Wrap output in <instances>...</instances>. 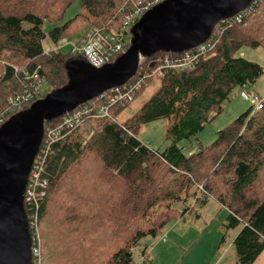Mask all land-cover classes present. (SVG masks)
<instances>
[{"label": "trees", "instance_id": "trees-1", "mask_svg": "<svg viewBox=\"0 0 264 264\" xmlns=\"http://www.w3.org/2000/svg\"><path fill=\"white\" fill-rule=\"evenodd\" d=\"M74 1L0 0V116L7 114L9 98L31 89L30 73L35 70L42 77L39 97L45 89L48 93L67 83L66 64L81 58L46 48L63 38H81L96 27L123 36L125 51V18L161 0H79V12L63 21ZM250 7L240 21L218 24L219 33L213 31L202 44L215 45L201 52L195 65L163 68L132 93L131 101L109 108L105 117L85 119V130H80L81 123L53 147L42 176L47 184L37 218L44 264H144L146 244L140 247V258L135 256L139 242L183 217L186 209L173 203L184 205L188 197L200 206L215 200L224 207L226 227H239L232 241L237 263L256 261L264 250V100L260 112L251 105L197 153L186 156L179 146L221 113L235 87L246 88L263 75L260 65L240 53L243 48H264V0H253ZM45 24L50 25L47 31ZM196 48L141 56L129 82ZM155 78L153 95L128 119L117 121L119 112ZM89 102L95 103V111L105 104L96 98ZM63 117L47 120L44 131L58 126ZM161 119L170 122V145L151 150L137 133ZM191 187L195 192L189 193ZM162 201H167L165 210L153 216L150 210Z\"/></svg>", "mask_w": 264, "mask_h": 264}, {"label": "water", "instance_id": "water-1", "mask_svg": "<svg viewBox=\"0 0 264 264\" xmlns=\"http://www.w3.org/2000/svg\"><path fill=\"white\" fill-rule=\"evenodd\" d=\"M252 1L161 0L131 26L129 46L114 62L94 68L82 59L70 61L63 87L50 90L0 126V264H31L23 199L44 123L128 82L141 56L181 53L203 44L220 20L234 17Z\"/></svg>", "mask_w": 264, "mask_h": 264}, {"label": "rangeland", "instance_id": "rangeland-1", "mask_svg": "<svg viewBox=\"0 0 264 264\" xmlns=\"http://www.w3.org/2000/svg\"><path fill=\"white\" fill-rule=\"evenodd\" d=\"M79 10V0H75L67 10L63 21L72 18ZM43 28L47 31L50 25L45 24ZM129 29H127L126 40L128 43L130 41ZM69 39L76 41L80 38ZM44 43L47 44L48 41L45 40ZM62 51L68 52V48H63ZM240 51L244 59L262 67L263 75L253 85L246 88L235 87L232 90L221 113L213 116L195 136L179 144L184 155L197 153L199 147L210 145L215 140L218 131L245 113L252 105L250 93H254L263 102L264 48H243ZM157 86L158 81L155 78L129 106L119 112L116 116L117 121L123 122L128 119L153 95ZM47 91L45 89L42 97L47 94ZM169 125L170 122L167 119L149 122L141 126L137 139L151 150L163 151L170 145L166 137ZM85 128L86 123H82L80 130L83 131ZM195 190V187H191L188 191L192 193ZM166 203L167 201L160 202L150 210V213L154 216L164 211ZM173 205L182 210L186 209L185 215L168 222L156 237L141 240L135 252L136 258H140V247L146 244L148 261L144 264H239L232 246L239 227H226L228 212L224 207L215 200H208L200 206L198 201H194L192 197H188L184 205L182 203H173ZM253 264H264V250Z\"/></svg>", "mask_w": 264, "mask_h": 264}, {"label": "built area", "instance_id": "built-area-1", "mask_svg": "<svg viewBox=\"0 0 264 264\" xmlns=\"http://www.w3.org/2000/svg\"><path fill=\"white\" fill-rule=\"evenodd\" d=\"M251 5V4H250ZM239 12L234 17L229 18L234 21H240L243 12L250 13L251 7ZM152 6L147 5L137 8L134 12L129 14L123 24L122 30L127 32L133 24L149 10ZM229 19H223L218 24H223ZM216 24L213 31L215 34L219 33V25ZM212 31V32H213ZM212 34V33H211ZM125 38L123 36H115L105 34L100 28H91L85 32L79 40L73 41L68 38L61 39L52 49H45V52L50 50L62 51L63 48H68V52L75 55L82 60L89 63L94 68H103L106 65L114 62L124 51ZM215 42H208L207 45H199L192 52L184 53L179 59L173 61L165 60L164 65L152 71L148 75L139 76L131 82H126L119 87H113L95 97L96 100H101L105 104L95 111L94 102H86L78 106L73 111L63 115L61 123L47 131H44L42 141L36 156L34 157L32 166L30 168L23 199L24 209L27 210V226L31 240V264H44L41 258V240L38 226V209L40 202L44 197V188L47 181L42 178L45 171V163L49 156L53 153V147L69 136L79 125L87 118H100L108 115L109 108L121 102H128L132 99V93L135 90L146 86V79L153 77L155 74H161L163 68L187 69L195 65V63L202 56L201 52L209 47L211 49ZM198 47V46H197ZM192 48V49H194ZM33 80L31 89H27L22 96L11 97L8 100L7 114L0 116V125H2L11 115L22 110L23 105L33 103L35 100L41 98L39 95L42 92V77H39L37 71L30 73ZM250 101L254 107L255 112H260L263 108V102L258 99L254 93H250ZM30 104V105H31ZM2 115V114H1Z\"/></svg>", "mask_w": 264, "mask_h": 264}, {"label": "bare ground", "instance_id": "bare-ground-1", "mask_svg": "<svg viewBox=\"0 0 264 264\" xmlns=\"http://www.w3.org/2000/svg\"><path fill=\"white\" fill-rule=\"evenodd\" d=\"M143 15V14H142ZM24 107V106H23ZM23 109V108H22Z\"/></svg>", "mask_w": 264, "mask_h": 264}, {"label": "flooded vegetation", "instance_id": "flooded-vegetation-1", "mask_svg": "<svg viewBox=\"0 0 264 264\" xmlns=\"http://www.w3.org/2000/svg\"><path fill=\"white\" fill-rule=\"evenodd\" d=\"M1 126V125H0Z\"/></svg>", "mask_w": 264, "mask_h": 264}]
</instances>
